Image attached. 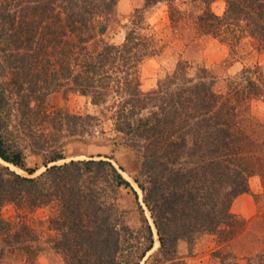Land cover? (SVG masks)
<instances>
[{"label": "trees", "instance_id": "obj_1", "mask_svg": "<svg viewBox=\"0 0 264 264\" xmlns=\"http://www.w3.org/2000/svg\"><path fill=\"white\" fill-rule=\"evenodd\" d=\"M179 1L146 0L124 42L113 44L104 35L120 0H0V257L41 249L29 215L5 219L7 205L28 214L50 208L53 248L66 264H141L157 240L153 264H186L180 241L210 234L227 243L240 233L245 221L233 204L252 177L264 181V125L249 110L264 97V73L244 71L222 92L211 71L180 61L145 92L142 65L162 51L146 12L167 3L178 32L192 29L233 52L255 40L264 53V0H225L223 15L208 7L193 28ZM60 92L79 93L97 112L49 108ZM107 122L139 157L136 187L109 157L58 163L69 141L101 138ZM26 150L43 157L44 172L36 176ZM122 188L138 203L137 230L119 205ZM254 262L264 264V251Z\"/></svg>", "mask_w": 264, "mask_h": 264}, {"label": "rangeland", "instance_id": "obj_2", "mask_svg": "<svg viewBox=\"0 0 264 264\" xmlns=\"http://www.w3.org/2000/svg\"><path fill=\"white\" fill-rule=\"evenodd\" d=\"M146 0H120L109 22V28L104 38L113 44H121L125 40L127 26L131 23L137 10L144 8ZM178 5L186 12L188 26L193 28V20L208 7L217 15H223L227 3L218 0L207 6L200 0H181ZM147 22L151 32L157 35L162 51L148 59L141 68L142 89L151 91L158 86L159 81L172 73L180 61H187L196 71L199 67L211 71L217 79V90L225 92L229 83L239 79L244 71L251 70L253 78L258 73H264V53L257 48L255 40H247L237 52L229 45L212 37L198 38L194 31L178 32L172 27L170 7L167 3H159L146 12ZM49 108H65L72 113H96L97 109L89 99L79 93L65 95L55 94ZM250 113L264 125V97L249 103ZM106 135L90 143L81 140L69 141L64 148L66 159L58 162L63 164L71 160H84L94 156L96 159L109 157L121 170L123 175L133 185H137L135 177L140 169V160L125 143L117 136L111 122L105 124ZM25 144V143H24ZM26 162L30 168H37L36 176L46 170L42 156L34 155L30 150L25 151ZM54 165V164H51ZM25 174V173H22ZM138 186V185H137ZM136 187V186H135ZM250 192L239 196L232 211L243 221L244 227L230 242H221L218 235L202 234L191 243L182 240L178 244V255L186 264H248L264 251V181L260 176L250 180ZM146 215L153 224L151 213L146 208L142 192L139 193ZM119 205L125 214L126 223L137 230L142 226V216L135 195L130 189L122 188L119 192ZM50 208L40 209L28 214L19 212L13 205H7L2 210L5 219L22 223L23 215L27 217L29 226L40 237L36 246L41 249L36 255H30L21 250H9L0 257V264H66L64 256L53 248L52 240L57 232L50 224ZM38 247V248H39ZM2 245L0 244V253ZM160 249L157 240L155 247L148 252L141 264H153ZM36 252V251H35ZM254 264H257L254 262Z\"/></svg>", "mask_w": 264, "mask_h": 264}]
</instances>
